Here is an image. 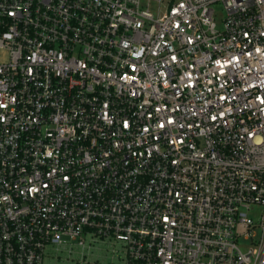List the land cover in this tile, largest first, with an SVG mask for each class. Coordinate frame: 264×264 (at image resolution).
I'll return each mask as SVG.
<instances>
[{
    "label": "built area",
    "instance_id": "built-area-1",
    "mask_svg": "<svg viewBox=\"0 0 264 264\" xmlns=\"http://www.w3.org/2000/svg\"><path fill=\"white\" fill-rule=\"evenodd\" d=\"M87 239L264 264V0H0V264Z\"/></svg>",
    "mask_w": 264,
    "mask_h": 264
},
{
    "label": "rangeland",
    "instance_id": "rangeland-1",
    "mask_svg": "<svg viewBox=\"0 0 264 264\" xmlns=\"http://www.w3.org/2000/svg\"><path fill=\"white\" fill-rule=\"evenodd\" d=\"M225 11L221 4L216 5L215 21L219 28L223 26ZM249 245L248 242L242 244L243 248ZM59 252L62 262L55 259ZM45 264H119L118 255L112 252V247L102 242L100 239L96 243L89 244V239L85 246L74 245L73 252L57 251L53 246H48L45 250Z\"/></svg>",
    "mask_w": 264,
    "mask_h": 264
}]
</instances>
